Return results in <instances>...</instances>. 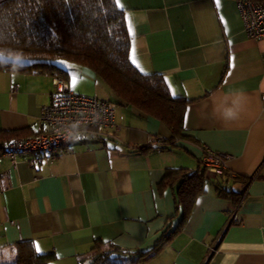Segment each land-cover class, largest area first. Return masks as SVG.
<instances>
[{
  "label": "crops",
  "instance_id": "0c3cea01",
  "mask_svg": "<svg viewBox=\"0 0 264 264\" xmlns=\"http://www.w3.org/2000/svg\"><path fill=\"white\" fill-rule=\"evenodd\" d=\"M115 2L140 68L132 65L187 100L181 135L92 69L59 61L70 90L113 104L118 129L74 138L34 166L25 160L34 153L12 162L0 150V264L20 241L52 253L49 264H90L95 241L136 254L160 245L129 264H264V36H246L235 0ZM54 78L0 68V131L45 130ZM206 150L227 156L226 171L205 172L185 207L177 182L159 183L168 168L201 170Z\"/></svg>",
  "mask_w": 264,
  "mask_h": 264
},
{
  "label": "trees",
  "instance_id": "16d2710c",
  "mask_svg": "<svg viewBox=\"0 0 264 264\" xmlns=\"http://www.w3.org/2000/svg\"><path fill=\"white\" fill-rule=\"evenodd\" d=\"M0 49L5 50L0 68L8 71H14L12 57L17 54L22 59L15 70L20 71L64 77L59 61L86 66L124 102L160 119L173 138L181 135L187 100L172 96L161 75L142 74L132 65L123 11L115 0H0ZM17 136L16 131H0V145ZM201 170L168 168L159 184L177 182L178 201L187 207L203 190L204 166ZM14 248V260L4 264H49L53 258L52 253H38L31 241ZM159 248L136 254L95 241L90 264L137 263Z\"/></svg>",
  "mask_w": 264,
  "mask_h": 264
},
{
  "label": "built area",
  "instance_id": "2783aa9c",
  "mask_svg": "<svg viewBox=\"0 0 264 264\" xmlns=\"http://www.w3.org/2000/svg\"><path fill=\"white\" fill-rule=\"evenodd\" d=\"M247 37L264 36V0H235ZM50 101L41 107L39 121L46 128L27 137L11 138L0 145L3 154L14 162L17 156L34 166L39 158L66 146L74 138L113 137L118 129L113 104L96 96L75 93L62 77L54 78ZM226 155L206 150L201 163L206 172L221 175L226 171Z\"/></svg>",
  "mask_w": 264,
  "mask_h": 264
},
{
  "label": "snow or ice",
  "instance_id": "6c2138e0",
  "mask_svg": "<svg viewBox=\"0 0 264 264\" xmlns=\"http://www.w3.org/2000/svg\"><path fill=\"white\" fill-rule=\"evenodd\" d=\"M117 3H119V0H117ZM131 61L133 64L136 65L137 68H140V65L136 61L134 50H133V54L131 56ZM140 70L143 71V69H140ZM70 79H71V83L73 85L77 82V76L74 73L71 75ZM37 251H39L38 247H37Z\"/></svg>",
  "mask_w": 264,
  "mask_h": 264
},
{
  "label": "clouds",
  "instance_id": "9594fccd",
  "mask_svg": "<svg viewBox=\"0 0 264 264\" xmlns=\"http://www.w3.org/2000/svg\"><path fill=\"white\" fill-rule=\"evenodd\" d=\"M4 54H5V50L4 49H0V56H3ZM12 59L14 60V64H13L12 67L15 70L17 68V66L19 65L20 60L22 59V56L17 54L15 56H13Z\"/></svg>",
  "mask_w": 264,
  "mask_h": 264
}]
</instances>
